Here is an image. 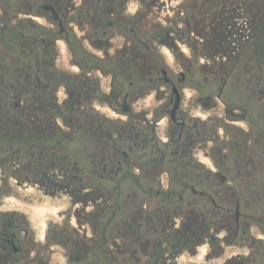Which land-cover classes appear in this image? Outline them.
I'll return each mask as SVG.
<instances>
[{
  "label": "rangeland",
  "instance_id": "1",
  "mask_svg": "<svg viewBox=\"0 0 264 264\" xmlns=\"http://www.w3.org/2000/svg\"><path fill=\"white\" fill-rule=\"evenodd\" d=\"M74 2L75 5L80 6L83 0H74ZM190 2L195 3L196 0H157L156 5L147 12L142 29L153 31L157 29L155 23L169 25V16L179 13L180 16L187 15L190 11L188 6ZM39 3L34 0L32 4L29 1L13 0L9 15L0 8V28L4 21L14 28L20 20L27 17L37 23L50 25L46 17L35 11ZM124 6V13L128 15L146 9L137 0H127ZM213 9L215 7L209 8V10ZM72 24L80 35L85 33L86 30L83 31L82 27ZM85 28L88 29L89 26L86 25ZM188 37L189 35H186V41H179L178 48L174 49L167 44V40L152 42L151 45L152 51L157 54L161 69H166L172 79L177 81L179 87L183 89V108L188 109L191 122L199 121L205 142L194 151V160L190 166H186V169L181 165L178 166L179 162L177 164L174 162L177 154L175 155L171 149L168 150L164 142L172 137L167 128L168 115L162 113V102L166 99H160L157 96L154 86L148 88L140 97L130 98L135 114L147 113L150 119L154 117L162 119L156 129V142L159 147L154 145L143 153L139 151L130 154L129 169L140 177V181L126 178L119 191L120 195L115 194L111 200H106L107 217L110 220L106 230L108 241L105 245V253L102 254V249L99 251L97 248L95 254L87 259L89 262L95 260L98 263L103 256L105 264H124L123 260L130 258L132 249L135 247L132 242L133 234L124 227L120 228V220L124 222L131 220L133 214L142 209L161 213L181 209L186 214L197 211L204 214L201 222L209 227L207 234L199 242L191 243L179 254H174V250L179 248V246L172 247L176 243L173 239L175 230L170 222H168L169 226H164L165 220H163L152 231L140 233L144 237L149 235L152 239L149 254L152 251L154 256H157L159 251L165 250L164 257L156 258L146 256L147 252H144L145 255L140 253L142 261L137 264H224L233 257H243L246 264H264V88H259L263 92L262 96L257 93L243 92L241 76L242 68L247 63L246 57L234 65L231 73L215 71L211 65L219 59L206 55L207 49L204 50L201 43L195 54L190 44L191 39ZM190 37L196 36L192 33ZM108 42L112 44L109 49L110 57L119 58L117 52L127 45L128 40L116 28L112 31ZM57 44L59 48V56L56 58L57 66L71 73L80 72L79 67L72 62L66 42L58 40ZM88 46L92 52L105 56L102 50L95 49L89 43ZM1 62L5 64V71H9L10 79L17 76L19 68L22 67L2 41H0ZM90 72L99 77L100 86L99 93L87 104L89 112L94 110L100 112L109 119L106 120L109 126L130 121V117L118 109L119 105L112 96L114 73ZM181 72L185 73L184 81L179 80ZM148 79L149 75L143 78V86ZM223 83L225 87L221 97L218 98L217 95ZM161 87L166 88L163 83ZM165 91L171 95L172 89L169 87ZM66 96L65 88L61 87L60 100ZM120 101H123V97ZM214 101L217 102V106L212 107ZM200 102H204L205 105L203 106V103L200 106ZM105 117L102 120H105ZM122 145V152H129V143L123 142ZM100 146L99 142L92 139L89 141L91 153ZM211 146L215 149L211 150ZM164 151L167 159L162 162ZM86 153L90 152L87 150ZM153 157L157 160L154 165L144 166V162ZM15 161L11 158L0 162V219L1 213L8 212L11 217L20 220L22 227L29 231V240L25 242V253L22 255L20 264H35L36 251L42 246L48 249L52 264H76L71 263V258L66 256L71 239L78 237L75 235L77 231L74 225L67 223V216L75 210V206L82 205L81 202L77 203L75 196L78 194L97 190L105 191L108 195L110 186L107 180L104 181L99 176H95L100 169L94 167L89 159H86L88 165L84 166L74 157L72 165L78 161L76 169L81 170L68 175L70 186H59L58 189L51 188L50 192H46L38 186L18 185L17 181L29 184L34 182L25 179L21 181L17 178V175L22 176L23 171L16 168L18 165ZM192 168L194 171L191 172ZM219 170L227 177L224 183H221L222 177L216 175ZM107 173L108 170L103 171V174L107 175ZM194 175L197 177L195 178ZM182 179L189 180L194 184V188H185L172 200L167 199L165 191L170 189L169 185H172V189L174 185L180 184ZM193 189L197 192L195 193ZM208 196L224 206L233 208L236 207L238 200L240 201L241 215L237 235H235L237 230L235 215L217 210L210 203ZM177 218L180 220V215H177ZM51 221L53 224L50 228ZM189 221L187 219V222ZM214 223H217L216 227H213L216 225ZM165 227H167L166 230ZM79 233L86 238V245H89L92 251L94 238L92 231L88 230L87 235ZM48 234L50 240L46 241L45 237ZM52 237L54 240L51 239ZM130 264H134V261Z\"/></svg>",
  "mask_w": 264,
  "mask_h": 264
},
{
  "label": "trees",
  "instance_id": "2",
  "mask_svg": "<svg viewBox=\"0 0 264 264\" xmlns=\"http://www.w3.org/2000/svg\"><path fill=\"white\" fill-rule=\"evenodd\" d=\"M24 1L32 4L33 0ZM34 1L40 2L35 11L46 17L50 25L27 17L14 28L5 21V26L0 28V41L22 65L17 76L6 77L5 90L0 89V162L16 160V168L26 172L17 175L21 181H43L68 187L71 184L68 175L81 170L76 169L78 161L87 166L89 158L93 166L100 169L95 176L107 180L110 186L108 195L103 192L106 200L120 195L126 178L140 181L128 166L132 154L129 131L125 138L120 137L122 125L130 122L133 115L124 112L130 121L109 126L106 122L109 119L96 110L89 112L87 104L99 93L100 86L99 77L90 71L114 73L112 96L116 103L117 99L123 103L127 92L132 99L140 97L143 88L153 87L149 84L150 78H156L159 71L166 69H161L157 54L152 51V42L172 39L185 42L189 35L195 54L201 43L203 49H207L206 55L219 59L211 67L225 73L246 57L241 76L243 92L263 94L259 88H264V0H201V3L196 0L188 3L187 15L169 16V25L155 23L157 29L153 31L142 29V25L157 0H137L146 9L133 15L124 13L127 0H83L80 6L75 5L74 0ZM11 4L13 0H1L0 8L9 15ZM210 7L215 9L209 10ZM242 19L248 21L251 30L247 40L241 38L239 22ZM72 23L86 30L85 33L80 35ZM116 28L128 40L127 45L118 50L119 58L110 57L109 53L112 44L108 41ZM192 33L196 37H190ZM58 40L66 42L72 62L80 72L71 73L57 66ZM87 42L102 50L105 56L92 52ZM146 75L149 79L143 86ZM136 85L140 90H136ZM61 87L67 93L62 100L59 98ZM155 90L157 92L156 87ZM91 139L101 146L89 154L86 152ZM123 142L129 143V152H122ZM74 157L78 161L72 165ZM105 170H108L107 175L103 174ZM183 181L170 188L171 193L165 191L167 199L171 196L172 200L187 188ZM84 194L98 199L102 192L89 190ZM208 199L210 203L214 200L211 196ZM214 224L216 227L217 223ZM209 230L202 222L192 224L187 235L202 238ZM246 263L243 257H233L224 264Z\"/></svg>",
  "mask_w": 264,
  "mask_h": 264
},
{
  "label": "flooded vegetation",
  "instance_id": "3",
  "mask_svg": "<svg viewBox=\"0 0 264 264\" xmlns=\"http://www.w3.org/2000/svg\"><path fill=\"white\" fill-rule=\"evenodd\" d=\"M44 8H48L47 5H43ZM9 76V71H5L4 62L0 63V89L2 91L5 90V81L6 77ZM180 77V74H179ZM161 83H163L165 87H161ZM149 84L157 88V96L160 99H166V101L162 102V113L168 115L167 128L172 136L171 139L164 140L165 145L168 150L171 149L173 153L177 156L174 159V162L178 166L184 167L190 166L192 160H194V151L198 149V146L204 143L205 139L202 138V131L200 128L199 121L191 122L188 109L183 108V99L181 98L180 104L177 108H175L172 96L169 95L168 91H165L169 87H173V84H176L181 92V96L183 95V89L179 87V83L174 81L168 71L163 70L159 71L158 76L151 77ZM133 85V82H131ZM136 90H140L138 85H136ZM147 88H143L141 93H145ZM130 93L127 92L124 96V102L118 101V109L124 113L127 112L133 115V119L127 124L122 125V130L120 131V137L125 138L127 134V130L129 131V137L132 139V144L130 146L131 153L135 152H145L149 150L154 145H159L156 142V136L158 125L161 124L159 122L162 119L158 117H154L150 119L147 117V113H133L132 103H130ZM200 106L204 102H200ZM205 103L203 104V106ZM217 106V102L214 101V106ZM158 118V119H157ZM197 120V119H195ZM88 136L91 137V131L89 128ZM207 142V141H206ZM215 149L211 146V150ZM91 153V148L87 149ZM89 153V154H90ZM179 155V156H178ZM128 154L125 153V158H127ZM91 159V158H89ZM166 154L164 151L162 162L166 160ZM197 160V159H196ZM156 158L148 159L144 162V166L151 167L154 165ZM105 168V165H103ZM220 170L217 171L216 175H220ZM221 176V175H220ZM197 176H195L196 178ZM38 187L43 188L46 192H50L51 188L58 189L59 186L56 183L52 185L47 184L46 182H34ZM184 186L194 187L189 180L183 181ZM172 185H169L171 188ZM170 190L171 189H167ZM197 192L196 189L193 190ZM171 193V192H170ZM77 198V203L81 202L82 205L75 206V210L68 214L67 223H72L77 231L75 235L78 237L71 239L70 244L67 246L66 256L70 257L71 263L81 264L86 262V264H105V259H99L98 263L95 260L87 261V259L95 254V250L98 248L99 251L102 249V254L105 253V245L108 241L106 236L107 225L109 223L110 218L107 217L106 211V198L104 193L99 196L98 199L90 197L85 194H80L75 196ZM171 196H169V200ZM182 199V197L180 198ZM232 214V213H231ZM166 215L165 217H163ZM177 215H180L181 219L177 218ZM188 216V217H187ZM65 217V215H63ZM204 218V214L201 212H194L186 214L181 211H172V212H148L144 209L137 211L131 217V220L121 221L119 222L120 228L124 227L129 230L131 234H133L132 242L134 244V248L130 254L129 259H124V264H130L134 261V264L142 261L140 257V253L145 255L144 252H147L146 256H154V253L151 251L149 254V249L151 248L150 241L152 240L149 235L144 237L142 235V231H152L156 225L161 224L163 220H165L164 226H169L168 222H170L171 227L173 228L176 242L172 247H178V249L174 250V254H179L184 248L188 245L187 243H197L201 239L199 235L195 238V236L191 237V235H187V230L190 229L192 224H200L201 220ZM3 219V220H2ZM187 219L190 221L187 222ZM5 220V221H4ZM77 221L76 223L73 221ZM178 222V223H177ZM53 222H49V227H52ZM46 226V223L44 224ZM22 222L15 217H11L9 213H1L0 219V264H20L22 261V255L25 253L24 245L25 242L29 240V231L27 228L22 227ZM155 229V228H154ZM167 227H165V230ZM88 230L92 231L93 238V250L89 249V245H86V238L81 235L82 232L87 235ZM177 230V231H176ZM239 225L237 224L236 234H238ZM82 236V237H79ZM55 238V236H54ZM52 237L51 239L54 240ZM46 241L50 240L49 234L45 237ZM54 249V248H51ZM164 251L161 250L158 252L156 258H163ZM51 256L48 254V249L46 246L39 247L36 251L35 256V264H52ZM86 260V261H85Z\"/></svg>",
  "mask_w": 264,
  "mask_h": 264
},
{
  "label": "water",
  "instance_id": "4",
  "mask_svg": "<svg viewBox=\"0 0 264 264\" xmlns=\"http://www.w3.org/2000/svg\"><path fill=\"white\" fill-rule=\"evenodd\" d=\"M1 25L5 26V22H2ZM168 45L170 47H173V48H178L179 43L175 39H172L168 42ZM184 76H185V73L181 72L179 80L184 81ZM224 87H225V83H223V85L219 89V92L217 95L218 98L221 97ZM171 96H172L173 100L175 101L174 106H175V108H177L180 104L182 96H181V92H180V90L176 84H173ZM220 175L222 177L221 183H224L226 181L227 177L225 175H223L221 172H220ZM17 183H18V185H21L22 187H29L30 185H32L34 187L37 186L36 183L29 184V183H22L19 181H17ZM211 204L214 205L215 208L217 210H219L220 212H229V213L234 214L236 217L237 224L238 225L240 224L241 210H240V201L239 200H238L235 208L224 206V205L218 203L216 200H212Z\"/></svg>",
  "mask_w": 264,
  "mask_h": 264
},
{
  "label": "built area",
  "instance_id": "5",
  "mask_svg": "<svg viewBox=\"0 0 264 264\" xmlns=\"http://www.w3.org/2000/svg\"><path fill=\"white\" fill-rule=\"evenodd\" d=\"M240 31H241V38L242 40H247L250 38V26L247 20L242 19L239 22Z\"/></svg>",
  "mask_w": 264,
  "mask_h": 264
}]
</instances>
